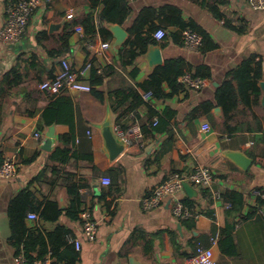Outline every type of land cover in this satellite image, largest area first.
Segmentation results:
<instances>
[{"label": "crops", "instance_id": "crops-1", "mask_svg": "<svg viewBox=\"0 0 264 264\" xmlns=\"http://www.w3.org/2000/svg\"><path fill=\"white\" fill-rule=\"evenodd\" d=\"M17 1L0 0V29L5 23L7 7ZM102 1L51 0L30 17L19 43H0V163L5 157L17 159L16 177L9 181L0 179V264H13L23 255H15L9 243L7 209L10 201L28 188L36 203L56 202L59 209L67 210L72 198L65 189L66 173L73 175V181L79 186L77 197L82 202L81 211L90 214L97 231L95 240L87 241L79 214L77 220L63 214L54 223L39 218L31 221L26 217L24 223L28 232L40 231L45 236L62 226L69 230L68 236L80 242L79 250L69 243L61 247L59 256L52 257L53 263L68 264L67 252H71L76 255L73 264H183L196 243L210 247V238L216 237V244L212 246L215 264H264V206H259L253 195L255 190L264 188L263 94L259 88L257 104L245 108L226 125H222L223 112L215 99L223 81L249 58L261 63L262 78L258 87L264 82V10L251 9L245 0H135L128 3L131 12L120 25L127 33L126 39L129 37L127 29L142 9L170 5L178 8L186 21L195 22L207 32L216 48L187 51L181 45L180 36L177 41L174 38L179 32L177 27L165 26L160 19L153 21L154 26L167 33L158 45L162 65L167 60L183 59L192 72L198 67H207L210 78L198 91L184 89L164 101L151 99L118 123L128 129L132 126L140 129L146 120L147 104L159 114L166 109L173 111L169 119L164 118L173 139L165 143L167 150L159 159L157 152L162 148L165 134L145 138L143 148L124 146L123 151L110 160L101 126L108 117L111 127L117 124L112 112L117 106L116 92L134 86L142 96L143 91L136 85L144 83L154 68H149L144 55L134 65H123L118 50L124 43L114 47L115 39L110 31L114 25H105L111 34L107 37L99 33L101 24H95ZM215 6L223 15L221 19L210 11ZM89 16L96 28L93 35L85 31ZM244 25L246 31L242 34L232 28ZM75 26L83 28V37L73 32ZM62 37L67 38V43ZM105 42L110 43L105 51L108 62L95 55V50ZM63 60L74 69H80L88 60L93 61L85 78L92 86L91 92L51 96L38 89L40 82L59 71ZM14 68L16 73L5 78ZM96 68L101 69L98 76L108 75L101 84H92L90 78L92 69ZM134 69L137 70L135 75L132 74ZM163 90L170 92L166 84ZM204 102L214 104L211 112L188 118L191 111ZM215 108H219L218 113ZM51 119L55 120L47 124L46 120ZM204 123L210 126L208 132L202 131ZM51 127L54 142L47 151L42 147ZM36 132L41 133L38 141L33 138ZM64 135L71 139V151L58 174H53L47 167L48 157L61 146ZM235 153L249 160L246 168L229 157ZM197 166H204L213 173L214 192L222 195L231 191L242 197L239 216L228 214L222 199L213 202L209 193L196 188V197L190 198L184 191L179 194L201 212V216L193 220L191 229L186 222L171 215L168 202L149 211L141 209V200L170 174L192 172ZM104 177L110 179V185L100 182ZM209 212H213V220L207 216ZM250 212L257 214L249 216ZM31 213L34 212L27 215ZM213 225L217 232L211 237ZM227 225H234L231 237L235 251L231 254L225 252L224 245L223 249L218 246L219 232ZM48 251L51 255V250ZM32 256L35 258L36 253Z\"/></svg>", "mask_w": 264, "mask_h": 264}, {"label": "trees", "instance_id": "trees-1", "mask_svg": "<svg viewBox=\"0 0 264 264\" xmlns=\"http://www.w3.org/2000/svg\"><path fill=\"white\" fill-rule=\"evenodd\" d=\"M210 11L214 17L221 19L223 15L219 12L217 6L211 7ZM131 12V7L126 0H103L102 9L98 14V19L101 23L99 33L110 37V31L105 28V25H123L127 17ZM160 19L161 23L165 26L177 27L179 32L174 34V38L177 41L181 33L185 29H192L201 35L203 44L199 51H209L216 48V44L213 43L209 34L205 32L200 26L193 21H186L182 17L181 11L173 6L167 5L161 8H144L140 11L136 19L133 21L131 27L127 29L129 37L126 39L122 47L118 50V54L121 60H124L123 65H134L136 60L144 55L147 49L151 46H158L160 43L156 42L152 33L161 27L153 25V21ZM87 34H95V25L93 19L89 16L84 24ZM146 26L148 29L145 30ZM233 30L242 34L246 31L245 25L242 27L232 26ZM65 43H67V38ZM66 48V44L63 46ZM62 53V52H61ZM16 68L12 69L5 75V78H9L11 74H15ZM190 73L194 78L198 77L204 80L210 78V71L207 67H198L194 72L185 63L183 59L167 60L163 65L155 67L149 74L147 80L136 87L141 88L143 93H151L152 98L157 101H164L172 98L175 94L184 90V85L180 82L182 76L185 73ZM137 70L134 69L132 74L135 75ZM107 74L98 76L96 69H92L91 77L92 84H101L103 78ZM108 76V75H107ZM262 78L261 63H255L254 58H249L243 61L235 70H233L228 77L219 86L216 92L217 105L222 109L223 120L222 125H226L232 121L236 115L240 114L245 108L251 107V105L257 104L259 97L258 82ZM169 88L170 92L166 93L163 90V85ZM69 103V100H66ZM117 106L112 111L115 114V123H119L122 119L128 115L134 113L137 108L144 105L142 96L137 92L134 86H129L116 92ZM242 106V107H240ZM214 107L212 102H204L199 104L189 114L190 119L195 118L199 113L209 114ZM148 112L146 114V120L140 125V130L144 137L154 138L157 135L165 134V139L162 142V148L157 152V159H159L167 150L165 143L172 141L173 132L169 129L167 122L164 118H170L174 112L166 109L163 114L157 113L152 107L147 104ZM47 113V111L45 112ZM44 113V117H45ZM157 117V123L152 125L148 122L149 119ZM52 120H46L47 124H51ZM124 130L127 127H121ZM233 131L232 129H229ZM61 146L55 149L48 157L47 167L51 169L53 174H58L59 168H61L67 162L71 151V139L69 136L64 135L61 137ZM112 172V170H111ZM64 182L66 184V192L69 197L72 198V204L67 210L59 209L56 202L48 201L45 204L36 203L34 201L33 193L25 188L21 190L11 201L7 209V216L9 220V227L11 236L9 243L15 250V255L23 253V256L29 261L35 259H41L48 254V250H51V255L57 256L61 247L67 246L68 242L66 237L70 234L69 230L62 226L57 228L52 233H48L45 236L40 231L28 232L25 226V219L28 212L37 213L38 218L46 222H57V220L64 214L70 219L77 220L78 214L81 211L82 202L77 197L79 186L73 181V175H65ZM106 194L102 195L105 198ZM223 204L228 205L227 213H234L237 216L240 215L241 208L243 206V199L240 195L226 191L221 195ZM183 203L188 206H193L190 200L182 199ZM259 206H264V201L258 200ZM206 214V213H205ZM257 214L256 212H250L249 216ZM207 216L214 219L213 212L207 213ZM186 225L189 229L193 228L194 221L187 220ZM234 229V225H227L224 229L220 230L221 239L218 242V246L224 249L225 252L231 254L235 251L234 241L231 237V232ZM217 228L212 226L211 237L215 236ZM189 245V243H188ZM32 253H36V257L33 258ZM65 253V252H64ZM69 253L68 264H73L76 255ZM191 254V253H190ZM59 256V255H58ZM60 259V258H59ZM53 264H57L54 262Z\"/></svg>", "mask_w": 264, "mask_h": 264}, {"label": "built area", "instance_id": "built-area-1", "mask_svg": "<svg viewBox=\"0 0 264 264\" xmlns=\"http://www.w3.org/2000/svg\"><path fill=\"white\" fill-rule=\"evenodd\" d=\"M128 3L135 0H126ZM249 7L255 11L264 10V0H245ZM51 0H19L11 3L6 9V19L3 27L0 29V43L3 45H13L19 43L24 37L30 17H32L37 9ZM96 25H100L98 18L95 20ZM73 32L83 37L84 30L80 26H75ZM167 33L164 29L159 28L152 33L153 39L161 43L164 41ZM203 44L200 34L192 29H185L181 33L182 47L191 52H198ZM110 48V43H101L95 50L96 57H101L105 62L110 61L106 55V50ZM93 61L88 60L80 69H74L66 60L61 61L60 69L52 77L43 80L38 85L41 92L51 96H57L64 92L89 93L92 90L91 84L85 80L87 73L92 68ZM97 74H101V69L96 68ZM180 82L186 90H200L207 81L201 78H194L192 74L185 73ZM142 99L145 103H149L152 98L151 93H143ZM157 123V117H153L151 124ZM210 126L207 123L202 125V131L208 132ZM114 134L120 138L127 148H143L145 145V137L141 130L132 126L127 130H123L119 124L113 126ZM33 138L38 141L41 138V133L36 132ZM17 175V159L15 157H5L0 163V179L12 180ZM100 182L103 185H110V179L107 177L101 178ZM183 183H188L194 188L209 193L211 201L216 202L221 200V195L212 190L213 173L210 169L204 166H197L192 172L170 174L165 181L154 188L152 193L141 200V209L149 211L166 205L169 203L171 215L179 221L197 220L201 216V212L195 206H188L183 203L179 197L183 190ZM257 200L264 201V188L257 189L253 192ZM228 208V205H225ZM82 221L83 236L93 242L96 237L97 224L92 221L90 214L87 211H82L79 214ZM28 220H36L38 216L34 213L27 215ZM67 242L74 245L76 250L80 248V242L70 236H67ZM211 246L206 247L201 243H196L193 252L184 259L183 264H215L212 246L216 244V237L210 239ZM13 264H53V259L50 254H47L41 259L29 261L23 255L18 256Z\"/></svg>", "mask_w": 264, "mask_h": 264}, {"label": "water", "instance_id": "water-1", "mask_svg": "<svg viewBox=\"0 0 264 264\" xmlns=\"http://www.w3.org/2000/svg\"><path fill=\"white\" fill-rule=\"evenodd\" d=\"M110 31L113 34L115 39L114 47H120L126 40L127 33L123 30L119 25H114L110 27ZM144 58L149 66V68H155L162 65V56L158 46H151L147 49L146 53L144 54ZM259 88L262 91V105L264 106V82L259 83ZM216 113L219 112V108H215L214 110ZM102 136L104 140V146L108 153V157L110 160H113L119 153H121L124 149V142L118 138L113 131V126L111 127V120L110 117L106 119V121L101 126ZM54 142V129L51 127L46 134V139L44 140L42 149L49 151L52 149V145ZM233 159L237 164L241 167L246 168L249 164V160L245 157L241 156L240 154H231L229 156ZM183 190L185 194L190 197H196L197 192L193 186L188 183H183ZM169 206V203H168Z\"/></svg>", "mask_w": 264, "mask_h": 264}, {"label": "bare ground", "instance_id": "bare-ground-1", "mask_svg": "<svg viewBox=\"0 0 264 264\" xmlns=\"http://www.w3.org/2000/svg\"><path fill=\"white\" fill-rule=\"evenodd\" d=\"M80 214V213H79ZM37 220V219H36ZM190 220H192V219H190ZM194 221H196V220H194ZM211 239V238H210ZM195 248V247H194Z\"/></svg>", "mask_w": 264, "mask_h": 264}]
</instances>
